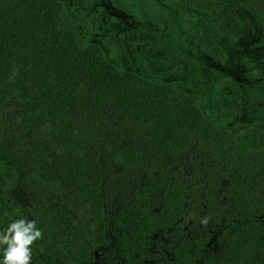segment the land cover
<instances>
[{"label":"trees","instance_id":"16d2710c","mask_svg":"<svg viewBox=\"0 0 264 264\" xmlns=\"http://www.w3.org/2000/svg\"><path fill=\"white\" fill-rule=\"evenodd\" d=\"M127 1L137 8L146 0ZM59 10L55 0H0V222L6 230L27 218L43 230L31 264H80L78 247L96 243L92 221L101 216L87 214L89 226L70 236L69 200L109 212L118 256L147 264H161L150 260L149 238L206 213L215 191V205L239 198L246 216L264 205L263 192L249 194L252 170L197 108L218 79L181 77L176 87L155 81L146 63H124L113 39L95 38L87 18L58 27ZM128 48L133 52L131 42ZM19 172L29 176L19 177L23 185L50 202L13 195ZM207 241L174 247L165 264H195ZM254 247L264 255L261 239Z\"/></svg>","mask_w":264,"mask_h":264},{"label":"rangeland","instance_id":"374dc122","mask_svg":"<svg viewBox=\"0 0 264 264\" xmlns=\"http://www.w3.org/2000/svg\"><path fill=\"white\" fill-rule=\"evenodd\" d=\"M55 1L60 4L58 27L74 28L79 16L87 18L97 29L95 38L113 39L123 62L146 63L155 81L176 87L179 77L192 82L201 77L218 79L214 94L199 99L197 108L220 125L230 151L252 170L249 194L264 193V0H146L137 8L127 0ZM244 97L254 104L247 107ZM19 177L29 176L24 172L14 176L9 186L13 195H28L34 203L50 202L48 195L36 186L23 185ZM217 201L215 191L206 213L191 217L180 228L153 234L150 260L165 264L174 247L191 248L197 237L207 236L206 244L196 250L195 264H264V255L254 247L255 238L264 242V205L258 204L246 216L241 199L231 197L223 207L215 205ZM71 202L63 203L73 217L70 236L89 226L87 214L101 216L92 221L94 246L78 247L80 264H147L118 256L109 212L88 211ZM228 215L233 220L224 222ZM204 218L207 223H202ZM3 251L0 246V260Z\"/></svg>","mask_w":264,"mask_h":264},{"label":"clouds","instance_id":"9594fccd","mask_svg":"<svg viewBox=\"0 0 264 264\" xmlns=\"http://www.w3.org/2000/svg\"><path fill=\"white\" fill-rule=\"evenodd\" d=\"M202 223H207V218ZM42 238L43 230L37 228L35 220H14L6 230H0V245L5 246L0 264H31V245Z\"/></svg>","mask_w":264,"mask_h":264},{"label":"flooded vegetation","instance_id":"af4514ba","mask_svg":"<svg viewBox=\"0 0 264 264\" xmlns=\"http://www.w3.org/2000/svg\"><path fill=\"white\" fill-rule=\"evenodd\" d=\"M181 77H179V79H180ZM244 102H246L247 104H254L253 102H251V103H249V101H248V99H246L245 97H244ZM262 104H264V101L262 102Z\"/></svg>","mask_w":264,"mask_h":264}]
</instances>
